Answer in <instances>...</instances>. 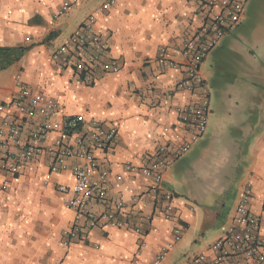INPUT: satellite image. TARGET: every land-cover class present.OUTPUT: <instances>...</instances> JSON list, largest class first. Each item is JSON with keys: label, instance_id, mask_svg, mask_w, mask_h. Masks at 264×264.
Masks as SVG:
<instances>
[{"label": "crops", "instance_id": "1", "mask_svg": "<svg viewBox=\"0 0 264 264\" xmlns=\"http://www.w3.org/2000/svg\"><path fill=\"white\" fill-rule=\"evenodd\" d=\"M64 1L0 0V100L12 97L15 76L21 73L30 88L57 100L64 114L82 118L81 132L91 122L117 126L115 148L95 154L113 177L108 207L123 200L129 224L95 228L87 239L66 247L63 231L75 214L58 185H71L74 177L70 169L48 175V156H39L6 190L0 176V264H151L176 226L183 227V236L161 264H193L198 255L211 260V244L231 222L248 183L253 185L251 208L261 217L264 236V70L252 68L254 59L264 61V31L257 33L254 27L263 0L250 1L242 22L220 45L249 59L255 76L234 83L228 94L235 105L222 108L192 150L170 163L163 186L176 195L174 217L154 215L143 236L134 231L137 216L153 214L160 195L150 179L126 171L125 164L141 166L159 146L187 135L177 108L197 96L178 88L186 67L185 58L174 50L199 30L207 8L203 0H118L113 8L99 11L105 0H77L56 16ZM92 13L97 15L94 31L107 45L100 53L118 60L120 71L99 72L88 83L71 67L57 66L51 54ZM162 48L181 64H159ZM217 50L201 65L211 90L218 74L208 63ZM59 133L53 132L49 142ZM90 208L101 211L104 206L92 203ZM142 239L146 246L137 254ZM226 264L256 263L233 257Z\"/></svg>", "mask_w": 264, "mask_h": 264}, {"label": "built area", "instance_id": "2", "mask_svg": "<svg viewBox=\"0 0 264 264\" xmlns=\"http://www.w3.org/2000/svg\"><path fill=\"white\" fill-rule=\"evenodd\" d=\"M77 0H65L56 16H60ZM251 0H203L207 15L195 33L184 37L174 52L185 58L186 74L178 82V88L193 92L196 101L179 106L177 112L185 126L186 136L159 146L146 156L141 166L127 162L128 172H138L152 181L153 190L160 200L151 215H138L134 231L145 235V224L154 215L171 220L174 217L176 195L164 188L165 172L172 161L188 154L193 146L207 133L211 108V89L201 72V65L209 54L218 48L224 37L242 22ZM118 0H105L99 11L113 8ZM97 15L90 14L71 36L51 54L59 67H71L85 82L94 83L99 72L116 74L120 64L114 58H105L101 51L107 49L98 33L94 31ZM157 61L166 67H178L181 63L162 48ZM15 90L7 101L0 100V176L2 189L11 185L13 178L24 172L28 163L47 155L48 175L70 169L74 182L59 184L58 190L66 196V206L74 211L72 224L63 231V244L85 240L95 228H125L129 217L124 213V201L115 200L111 207L113 190L111 172L100 166L96 151L107 152L115 148L119 138L117 126L91 122L89 130L81 132L82 118L68 116L60 103L44 92L33 90L21 73L14 79ZM59 135L49 142L51 134ZM72 141V136L75 135ZM70 162L72 164L70 165ZM114 179H121L118 175ZM253 185L246 184L236 206L231 222L223 234L211 244L213 257L195 256L193 264H226L229 258L242 257L264 264V236L261 217L251 208ZM101 204V211H94L90 204ZM157 232L158 228H152ZM184 229L176 226L172 238L159 250L151 264H161L181 240ZM146 246L141 240L137 250L140 254Z\"/></svg>", "mask_w": 264, "mask_h": 264}, {"label": "rangeland", "instance_id": "3", "mask_svg": "<svg viewBox=\"0 0 264 264\" xmlns=\"http://www.w3.org/2000/svg\"><path fill=\"white\" fill-rule=\"evenodd\" d=\"M254 27L257 29V33L264 31V6L261 7L257 14V21ZM221 47H218V50L214 52L212 59L208 63V67L218 74V78L212 82L213 90H211L212 112L210 120L215 119L214 121L218 120L222 108H226L230 102L231 105H235V98L230 97L228 94L233 92L234 83L245 81L252 75L255 76L253 70H250L249 59ZM254 67L259 68V71H263L264 61L261 58L254 59L252 68Z\"/></svg>", "mask_w": 264, "mask_h": 264}]
</instances>
